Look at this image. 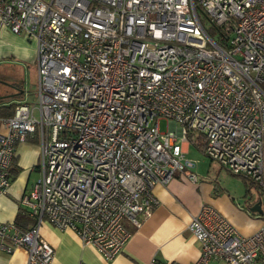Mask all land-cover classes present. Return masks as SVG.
<instances>
[{
	"label": "built area",
	"instance_id": "2783aa9c",
	"mask_svg": "<svg viewBox=\"0 0 264 264\" xmlns=\"http://www.w3.org/2000/svg\"><path fill=\"white\" fill-rule=\"evenodd\" d=\"M0 25L35 41L37 68L34 99L0 119V196L17 145L33 133L39 144V176L18 199L32 221L0 222V253L22 247L26 264H52L48 223L113 259L127 224L158 203L154 186L175 174L197 182L193 131L252 183L261 224L242 234L201 204L187 225L198 258L146 264H264V0H0Z\"/></svg>",
	"mask_w": 264,
	"mask_h": 264
},
{
	"label": "crops",
	"instance_id": "0c3cea01",
	"mask_svg": "<svg viewBox=\"0 0 264 264\" xmlns=\"http://www.w3.org/2000/svg\"><path fill=\"white\" fill-rule=\"evenodd\" d=\"M1 62L22 67L24 76L19 83L9 80L16 92L0 96V105L28 102L25 99V85L30 73L35 76V88L37 83L35 41L25 34L15 33L0 25ZM2 117L0 115V119ZM0 127L3 130L1 124ZM189 146L187 144V151ZM38 161V138L33 133L16 147L11 164V183L6 195L0 196V222L15 220L19 211L27 215L18 199L38 178ZM197 183L198 181H186L175 174L166 185L154 186L153 193L158 203L153 207L151 215L137 228L127 224L132 234L123 249L109 261L101 258L93 247L82 244L72 230H60L43 223L40 226V236L54 249L52 264H77L79 261L85 264H146L151 257L165 262L191 263L198 258L200 245L188 231L187 225L201 204H209L218 209L242 234L252 233L260 226V216L249 210L259 200L256 189L255 197L243 194L239 200L228 193L210 197L207 194L209 185L202 186L205 191L202 190L198 195L194 191ZM28 218L27 225L32 221L29 216ZM26 260V251L22 247L10 254L0 253V264H26Z\"/></svg>",
	"mask_w": 264,
	"mask_h": 264
},
{
	"label": "rangeland",
	"instance_id": "374dc122",
	"mask_svg": "<svg viewBox=\"0 0 264 264\" xmlns=\"http://www.w3.org/2000/svg\"><path fill=\"white\" fill-rule=\"evenodd\" d=\"M199 18L203 27L209 33V35L216 41H219V32L211 25L210 21L201 13H199ZM24 76V70L22 67L13 65L10 63L1 62L0 63V96H8L16 92L15 87L10 85V82L19 83V81ZM10 80V82H9ZM12 80V81H11ZM27 101H32L35 97V76L30 73L28 79H26L25 85ZM168 123L166 120L161 119L159 121V129L161 131L166 130ZM186 156L194 161V172L197 174L198 183L195 184L194 191L196 194H201L204 188L202 186L209 185L210 190L207 194L212 197V195H220L222 193L230 194L236 199H242V195L246 194L247 197H255L256 190L252 185H248L247 181L240 174H234L229 170L221 167L217 162L211 160L206 154L201 152L194 145L188 147ZM35 180V179H34ZM197 186V187H196ZM205 191V190H204ZM6 195V194H4ZM15 221V220H10ZM220 264H224L220 262Z\"/></svg>",
	"mask_w": 264,
	"mask_h": 264
},
{
	"label": "trees",
	"instance_id": "16d2710c",
	"mask_svg": "<svg viewBox=\"0 0 264 264\" xmlns=\"http://www.w3.org/2000/svg\"><path fill=\"white\" fill-rule=\"evenodd\" d=\"M16 105L15 102H11L9 104H5V105H0V115L3 116V117H7V116H10L12 115L13 113V109H14V106ZM188 140H189V144L190 145H194L195 147H197L201 152L204 153V148H203V138L201 137V135L197 132H193V131H190L188 134ZM240 175V174H239ZM243 176V175H242ZM244 179L247 181V184L248 185H252V183L245 177L243 176ZM253 186V185H252ZM254 187V186H253ZM31 219V218H30ZM29 221V218L28 216L19 211L17 216H16V219H15V222L22 226V227H26L27 226V223Z\"/></svg>",
	"mask_w": 264,
	"mask_h": 264
},
{
	"label": "water",
	"instance_id": "95a60500",
	"mask_svg": "<svg viewBox=\"0 0 264 264\" xmlns=\"http://www.w3.org/2000/svg\"><path fill=\"white\" fill-rule=\"evenodd\" d=\"M201 13H203L202 11H201V9H198ZM203 15L210 21V23L211 24H213L212 23V21L209 19V17H207L204 13H203ZM214 25V24H213ZM249 210L250 211H252V212H254V213H258V214H260L261 213V208H260V200H258L256 203H254L251 207H249Z\"/></svg>",
	"mask_w": 264,
	"mask_h": 264
},
{
	"label": "bare ground",
	"instance_id": "6f19581e",
	"mask_svg": "<svg viewBox=\"0 0 264 264\" xmlns=\"http://www.w3.org/2000/svg\"><path fill=\"white\" fill-rule=\"evenodd\" d=\"M189 231V230H188ZM195 238V237H194Z\"/></svg>",
	"mask_w": 264,
	"mask_h": 264
}]
</instances>
